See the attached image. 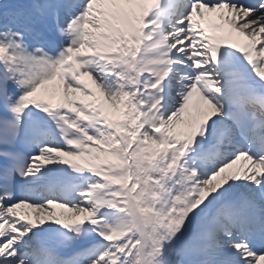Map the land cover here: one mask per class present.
Returning a JSON list of instances; mask_svg holds the SVG:
<instances>
[{
  "label": "snow or ice",
  "instance_id": "1",
  "mask_svg": "<svg viewBox=\"0 0 264 264\" xmlns=\"http://www.w3.org/2000/svg\"><path fill=\"white\" fill-rule=\"evenodd\" d=\"M0 264H264V0H0Z\"/></svg>",
  "mask_w": 264,
  "mask_h": 264
}]
</instances>
